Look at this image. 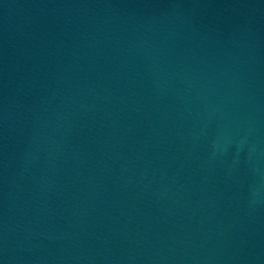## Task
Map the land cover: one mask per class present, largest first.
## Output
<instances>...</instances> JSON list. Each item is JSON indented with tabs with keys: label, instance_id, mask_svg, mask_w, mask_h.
<instances>
[{
	"label": "water",
	"instance_id": "obj_1",
	"mask_svg": "<svg viewBox=\"0 0 264 264\" xmlns=\"http://www.w3.org/2000/svg\"><path fill=\"white\" fill-rule=\"evenodd\" d=\"M0 264H264V0H0Z\"/></svg>",
	"mask_w": 264,
	"mask_h": 264
}]
</instances>
